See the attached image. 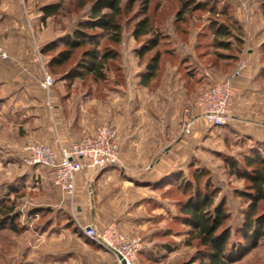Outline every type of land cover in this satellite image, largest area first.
Returning <instances> with one entry per match:
<instances>
[{"label": "rangeland", "instance_id": "1", "mask_svg": "<svg viewBox=\"0 0 264 264\" xmlns=\"http://www.w3.org/2000/svg\"><path fill=\"white\" fill-rule=\"evenodd\" d=\"M3 1L2 8L8 10L9 4H12L14 0ZM57 1H61V9L56 15L50 16L43 22L39 8L43 4ZM196 1L207 3L208 8L190 12L185 15L183 21L176 20V22H173V20L176 17L177 9L180 8L178 0L151 1V18L162 27L170 43L168 45L164 40L161 41L159 47L146 53L143 58L136 55L135 48L146 42L147 37L135 39L132 36L135 20H130L139 9V2H136L131 9L123 12L120 18L124 24L123 40L117 46L121 55L120 58L110 61L108 80L92 85V88L97 86L96 94L100 93L105 87L116 83H119L120 87H127V72L129 71L133 75L141 74L145 70L146 63L158 48L166 56L165 59L168 56L167 48L174 47L173 51L178 50L180 54H187L188 60L192 58V65L203 68L212 64L216 75L211 80H205L201 83V91L207 87L208 83L223 80V76L219 74L234 67L236 60L229 59L231 64H228L229 61H225L227 62L225 63L218 53L235 54L237 43L232 38V47L228 49L219 47L213 41L210 24L214 20L225 22L242 37H246L252 25H264L263 0ZM15 2H17L18 7L20 6L17 16L15 14L13 16L4 15L3 11L6 12V10L0 8V11H2L0 13V43L4 45L10 54L8 66L19 72V74L14 75L18 82L15 84L16 87L13 88L8 85V88L12 89H5L9 78L4 76V72L9 70V67L3 65V61H0V99L2 98L1 100L4 99L6 102L4 107L2 105L0 108V198L3 196H6L3 198H17L18 208L22 215L18 219L19 231H13L10 225L0 229V264H119L117 257L104 246L100 245L103 248L93 247L92 244L75 233L78 231L75 229L76 226L79 227L80 232H83L80 227V219L78 220L75 217L77 216L76 208H69L66 214L63 213L65 208L61 205V199L69 195L62 190H57L50 170L43 166H28L23 164L21 160L22 147L27 143L33 141L44 142L58 150L62 144V140L60 141V136L56 135V132L54 135L47 136H42L44 134L40 132L37 136L31 130V124H34L32 123V112H39L43 115L45 123L48 122L44 109L47 108V111L53 109L48 93L56 91L55 103L61 105L59 111L61 115L57 117V120L59 124H63L65 115L69 118L72 114H75L77 110L74 109L77 108L78 96L89 87L88 82L91 78L84 81L74 78L72 83L69 82L70 80L57 81L74 62V59L64 66H55L54 68L47 66V60L58 50L65 47L62 42L55 50L42 51V47L47 42L58 38L64 32L76 26L80 18L86 17L88 6H81L80 0H15ZM157 3L161 4L158 8H156ZM226 6L228 7L226 8ZM235 19L238 20V23L235 22ZM242 26L244 31H241ZM89 32L99 33L101 31L95 29L89 30ZM181 40H184L186 44L182 45ZM100 43L102 48L112 44L107 36L100 39ZM80 52L81 49H78L75 55L77 56ZM197 56H200L198 62L201 63L196 62L195 58ZM45 73L50 74L54 80L49 88L42 85ZM133 82L135 83L133 85H136L138 81L134 78ZM36 85L44 90V93L40 90L37 92L39 93L38 102L40 105L35 102L34 104H36V108L40 106L38 110H27V105L33 103L23 99V97L16 96L17 94H15L17 98L14 101H17L21 107L11 109L7 105L10 103L7 96L11 90L27 89L28 94ZM69 91L74 94L75 98L74 104L70 103L73 104L71 108L67 107L66 103ZM64 92L68 93L65 101L63 100ZM42 104L44 105L41 106ZM200 122L203 126L199 130V139L197 140L199 143V159H195L196 152L193 154L194 157L190 153L185 159L183 170L188 180H194L193 171L195 168L209 170L208 175H211L214 185L223 188L217 199L220 201L224 194L227 196V210L231 213L228 223L235 225V228L236 224L241 223L243 206L247 204V201L234 195L233 191L235 188H242L246 181L238 179L230 172L225 158L230 155L229 152H234L236 156L238 155L237 157L241 158L238 152L239 148L236 144L233 146V144L227 142H209L208 136L215 126L209 127L202 120ZM73 142L67 144L70 145ZM193 146L195 147V143ZM241 151V154L249 152L245 148ZM192 160L193 164L189 165ZM207 177V175L202 177L201 183L203 185ZM10 185H16L17 191L7 193ZM188 193L189 191L187 192L184 188L176 186L173 181L172 183L164 182L160 187L151 188L147 191V194L152 195L150 201H147L148 203L142 209H137L138 213L142 210V214L140 213L141 215L137 217V220H143L142 226L137 229L134 228L135 231L127 230L126 227L123 229L126 234H132L130 236H136L142 240V249L136 255L133 264H201L199 259L190 263V259L200 247L196 240L191 245L187 243L189 239L187 232L190 227L184 224L181 218L176 217L180 214L178 203L185 200ZM68 199L72 198L69 196ZM161 200L162 203H160ZM35 208L43 209L40 212L28 214L30 210ZM259 210L264 211V202L261 203ZM110 218L109 215L103 216L96 226L99 229L103 228L106 224L111 223ZM233 236L239 238L240 235L233 234ZM167 244L174 247V249L167 250L165 248ZM232 264H264V237L254 249Z\"/></svg>", "mask_w": 264, "mask_h": 264}, {"label": "crops", "instance_id": "2", "mask_svg": "<svg viewBox=\"0 0 264 264\" xmlns=\"http://www.w3.org/2000/svg\"><path fill=\"white\" fill-rule=\"evenodd\" d=\"M1 2L0 8L4 5V1ZM9 5L8 10L2 8L6 10L3 11L4 15L17 16L20 6L18 7L15 0ZM243 39L244 48L239 53L234 67L219 74L223 79L227 78L237 67L238 62L246 58V68L233 81L235 100L232 116L225 125L215 126L208 136L209 142H227L233 146L236 144L239 156L243 148L250 151L255 144L264 146V53L260 50L264 42V25H252ZM167 55V59L166 56H162L159 69L145 83H141L140 73L133 75L128 71L127 87H120V84L116 83L105 87L98 94L97 86L93 87L92 91L83 92L78 96L77 108L74 109L77 111L69 118L65 115L63 124H59L57 120L61 115L59 112L61 105L55 103V90L48 93L53 109L48 111L47 108L44 109L48 118L47 123L43 120L42 114L32 112L34 123L31 124L32 132L37 136L40 132L44 134L42 136L54 135L56 132L63 145L93 134L104 124L113 125L118 129L120 160L123 166L116 164L84 168L75 176L76 192L72 199H68L69 196L61 199L62 207L67 211L69 208H76L79 218L75 217L81 220H79L81 224L97 225L100 218L109 215L110 222L115 223L122 231L125 227L127 230L135 231L143 222L141 219L137 220L138 215L142 214V210L140 214L137 209H142L152 196L147 194V191L160 187L167 182L165 180L168 176L171 177L174 172L183 169L185 159L190 153L194 157L193 154L196 152L195 159H199L197 140L203 125L200 124V120H196L192 131L185 134L182 130L181 117L184 108L193 105L200 96L201 83L211 80L216 75L215 69L212 64L203 68L192 65L193 59L188 60V55L180 54L178 50ZM195 59L196 62L200 61V56ZM221 60L229 61L224 56ZM18 62L20 63L19 60ZM228 64H231V61ZM4 73V76L9 78L5 89H12L8 88V85L16 87L15 84L18 82L14 75L19 72L11 68V71L6 70ZM133 77L138 81L136 85H133ZM26 90H11L7 96L10 103L7 105L11 109L21 107L14 101L17 94L16 96L33 103L27 105V110H38L40 106L36 108L34 102L40 105L37 92L40 90L44 93V90L38 85L28 94ZM63 95L68 93L64 92ZM1 99L0 108L6 104L4 99ZM66 99L67 107L71 108L75 100L74 94L69 92ZM229 154L236 156L234 152ZM75 233L93 247L103 248L88 238L84 232L78 230Z\"/></svg>", "mask_w": 264, "mask_h": 264}, {"label": "trees", "instance_id": "3", "mask_svg": "<svg viewBox=\"0 0 264 264\" xmlns=\"http://www.w3.org/2000/svg\"><path fill=\"white\" fill-rule=\"evenodd\" d=\"M151 1L80 0L81 6H88L86 17L80 18L76 26L64 32L58 38L47 42L42 47V51L46 52L57 49L61 42L65 46L47 60L49 68L64 66L74 59V62L57 81L70 80L69 82L72 83L74 78L81 81L91 78L88 82L89 87L84 92L92 91L94 83L106 82L110 61L120 58L121 55L117 46L123 40L124 24L120 18L123 12L131 9L136 2H139V9L130 18V20H135L132 36L135 39L147 37L146 42L135 48L136 55L143 58L146 53L159 47L163 40L169 45L170 42H168L169 40H167L168 38L165 36L162 27L151 18ZM178 2L180 8L177 9L175 21L173 20V22H176V20L183 21L185 15L195 10L208 8V4L201 1L178 0ZM61 5V1L43 4L39 8L43 22L50 16L56 15L61 9ZM160 5V3H157L156 8ZM262 7H264V0ZM237 21L235 19V22ZM210 28L213 32V41L219 47L228 49L232 47L231 39L233 38L236 41L237 52L235 54L218 53L221 57L236 60L244 48L243 37L222 21L214 20L210 24ZM95 29H100L101 32H89V30ZM241 31H244L243 26ZM105 36L110 39L112 44L102 48L100 47V39ZM180 42L182 45L186 44L184 40ZM87 45L88 47H86ZM78 49H81V52L76 56L75 53ZM167 49V53H174L172 50L175 49L174 47ZM260 50L264 53V42L261 44ZM163 55L160 48L155 51L146 63L145 70L141 73V83H145L146 80L155 75ZM0 61H3V65L9 67V59H0ZM11 68L9 67L7 71H11ZM66 96L63 95L64 101ZM225 159L230 172L238 179L246 181L242 188H235L233 191L234 195L247 201V204L243 206L241 223L236 224L235 228V225L228 223L231 213L227 210V196L224 194L220 201L217 199L223 188L214 185L211 175H208V169L195 168L193 171L194 180H188L183 169L177 170L165 180L169 183L173 181L176 186L184 188L187 192L189 191L188 197L178 203L180 214L176 217L181 218L184 224L190 227L187 232L189 235L187 243L191 245L196 240L200 247L190 259V263L199 259L201 264H232L254 249L264 237V211L259 210L261 203L264 202V146L255 144L249 152L241 154V158L228 155ZM205 175L208 177L203 185L201 180ZM11 191H17V186L10 185L7 193ZM3 197L0 198V203H2L0 205V229L10 225L13 231H19L18 219L22 213L18 208V200L15 197ZM42 209L35 208L30 210L28 214L40 212ZM67 212V209L63 211L64 214ZM75 229L80 230L77 226ZM233 234H239L240 236L237 238ZM165 248L167 250L174 249L168 244Z\"/></svg>", "mask_w": 264, "mask_h": 264}, {"label": "built area", "instance_id": "4", "mask_svg": "<svg viewBox=\"0 0 264 264\" xmlns=\"http://www.w3.org/2000/svg\"><path fill=\"white\" fill-rule=\"evenodd\" d=\"M9 58V52L0 43V59ZM246 65V58H242L226 79L212 81L193 105L184 108L181 117L183 133H190L196 120H202L208 126L225 125L230 120L235 100L233 81L244 71ZM53 82L52 76L45 73L42 85L49 88ZM22 152L23 164L49 169L55 186L70 197L76 192L77 172L84 168L116 164L123 166L120 160L118 129L108 124L99 126L94 134L86 135L69 146L61 144L59 150L50 144L33 141L27 143ZM80 227L88 238L113 252L119 264H122V259L127 264H133L142 249L141 238L126 234L115 223H109L101 229L94 224L80 223Z\"/></svg>", "mask_w": 264, "mask_h": 264}, {"label": "water", "instance_id": "5", "mask_svg": "<svg viewBox=\"0 0 264 264\" xmlns=\"http://www.w3.org/2000/svg\"><path fill=\"white\" fill-rule=\"evenodd\" d=\"M119 257L121 258V255H119ZM122 264H127L125 259H122Z\"/></svg>", "mask_w": 264, "mask_h": 264}]
</instances>
